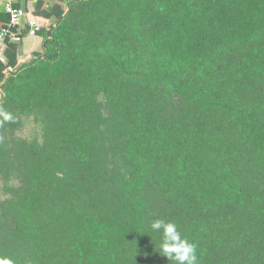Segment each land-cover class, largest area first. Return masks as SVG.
Here are the masks:
<instances>
[{
  "label": "trees",
  "instance_id": "trees-1",
  "mask_svg": "<svg viewBox=\"0 0 264 264\" xmlns=\"http://www.w3.org/2000/svg\"><path fill=\"white\" fill-rule=\"evenodd\" d=\"M58 1L25 63L0 10V257L264 264V0Z\"/></svg>",
  "mask_w": 264,
  "mask_h": 264
},
{
  "label": "clouds",
  "instance_id": "clouds-1",
  "mask_svg": "<svg viewBox=\"0 0 264 264\" xmlns=\"http://www.w3.org/2000/svg\"><path fill=\"white\" fill-rule=\"evenodd\" d=\"M13 113L0 107V126L14 121ZM152 232L161 235L160 255L171 264H199L196 245L182 235L174 222L154 219L150 223ZM0 264H14L8 257H0Z\"/></svg>",
  "mask_w": 264,
  "mask_h": 264
},
{
  "label": "crops",
  "instance_id": "crops-1",
  "mask_svg": "<svg viewBox=\"0 0 264 264\" xmlns=\"http://www.w3.org/2000/svg\"><path fill=\"white\" fill-rule=\"evenodd\" d=\"M5 1V0H4ZM55 2H59L58 0H28L23 6L26 7L28 11V16L25 21L20 25L21 29L25 26L27 27V22L32 19H37L40 21L41 25L44 27L49 23V21L43 19L38 14H36L39 5L41 10L44 11L47 9H51ZM28 28V27H27ZM17 39L20 37V33L16 35ZM44 49V39L40 35L30 36L29 34L23 38V48L22 54L20 56V61L25 63L34 57L36 53H42Z\"/></svg>",
  "mask_w": 264,
  "mask_h": 264
},
{
  "label": "built area",
  "instance_id": "built-area-1",
  "mask_svg": "<svg viewBox=\"0 0 264 264\" xmlns=\"http://www.w3.org/2000/svg\"><path fill=\"white\" fill-rule=\"evenodd\" d=\"M28 0H5L3 3V10L4 12L9 15L10 23L15 25H22L25 19L28 16V11L25 6ZM26 27V26H25ZM27 27L29 28V35L36 36L42 30L43 26L41 25L40 21L37 19H32L27 22ZM10 34V31L5 28L3 32L0 34V59L3 58V52L6 48L5 45V38L6 35ZM14 38L15 35L12 34Z\"/></svg>",
  "mask_w": 264,
  "mask_h": 264
},
{
  "label": "rangeland",
  "instance_id": "rangeland-1",
  "mask_svg": "<svg viewBox=\"0 0 264 264\" xmlns=\"http://www.w3.org/2000/svg\"><path fill=\"white\" fill-rule=\"evenodd\" d=\"M3 3H4V0H0V10L3 9ZM1 49V48H0ZM25 136H28L30 138H32L34 135H35V131L33 130L32 126L29 125L28 128L24 131L23 133ZM3 198L0 197V201L2 200Z\"/></svg>",
  "mask_w": 264,
  "mask_h": 264
},
{
  "label": "water",
  "instance_id": "water-1",
  "mask_svg": "<svg viewBox=\"0 0 264 264\" xmlns=\"http://www.w3.org/2000/svg\"><path fill=\"white\" fill-rule=\"evenodd\" d=\"M49 35H50V33H49ZM49 37V36H48ZM19 39H20V37H19ZM48 40L49 39H47V42H48ZM35 58H39V57H34V58H32V60L31 61H33ZM2 99H3V95L1 94V97H0V102L2 101Z\"/></svg>",
  "mask_w": 264,
  "mask_h": 264
}]
</instances>
